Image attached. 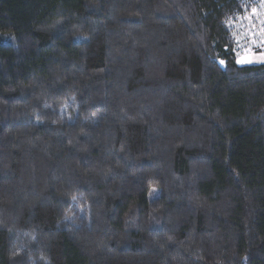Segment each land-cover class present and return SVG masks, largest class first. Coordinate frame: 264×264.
Masks as SVG:
<instances>
[{
    "label": "trees",
    "instance_id": "16d2710c",
    "mask_svg": "<svg viewBox=\"0 0 264 264\" xmlns=\"http://www.w3.org/2000/svg\"><path fill=\"white\" fill-rule=\"evenodd\" d=\"M252 2L0 0V264H264Z\"/></svg>",
    "mask_w": 264,
    "mask_h": 264
},
{
    "label": "rangeland",
    "instance_id": "374dc122",
    "mask_svg": "<svg viewBox=\"0 0 264 264\" xmlns=\"http://www.w3.org/2000/svg\"><path fill=\"white\" fill-rule=\"evenodd\" d=\"M250 12L236 25V55L239 65L264 62V0H253Z\"/></svg>",
    "mask_w": 264,
    "mask_h": 264
}]
</instances>
